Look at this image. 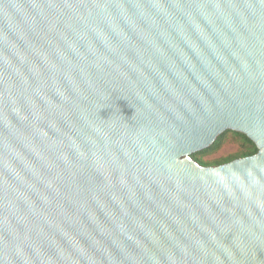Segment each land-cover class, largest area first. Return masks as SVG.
<instances>
[{
  "label": "water",
  "instance_id": "1",
  "mask_svg": "<svg viewBox=\"0 0 264 264\" xmlns=\"http://www.w3.org/2000/svg\"><path fill=\"white\" fill-rule=\"evenodd\" d=\"M0 264H264V0H0Z\"/></svg>",
  "mask_w": 264,
  "mask_h": 264
},
{
  "label": "trees",
  "instance_id": "2",
  "mask_svg": "<svg viewBox=\"0 0 264 264\" xmlns=\"http://www.w3.org/2000/svg\"><path fill=\"white\" fill-rule=\"evenodd\" d=\"M228 136H232L233 140L239 141L240 144L239 147L237 148V151L228 158H223L214 161H204V158L206 156L217 152L222 147ZM256 153H257V149L255 145L244 135L233 132H225L222 135H220L209 148L192 155V159L201 166L213 167V166H219L225 163H229L235 159L250 157Z\"/></svg>",
  "mask_w": 264,
  "mask_h": 264
},
{
  "label": "rangeland",
  "instance_id": "3",
  "mask_svg": "<svg viewBox=\"0 0 264 264\" xmlns=\"http://www.w3.org/2000/svg\"><path fill=\"white\" fill-rule=\"evenodd\" d=\"M239 141L233 140L232 136H228L222 147L215 153L208 155L204 161H214L232 156L239 147Z\"/></svg>",
  "mask_w": 264,
  "mask_h": 264
}]
</instances>
